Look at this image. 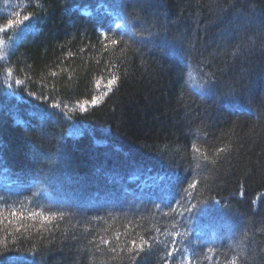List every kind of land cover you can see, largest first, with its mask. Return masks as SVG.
<instances>
[{"label":"trees","instance_id":"16d2710c","mask_svg":"<svg viewBox=\"0 0 264 264\" xmlns=\"http://www.w3.org/2000/svg\"><path fill=\"white\" fill-rule=\"evenodd\" d=\"M15 13L32 18L0 32V253L164 264L175 241L171 264H264V0H0V27ZM162 168L173 171L167 196L141 201L142 171ZM106 196L117 206H70ZM183 197L202 202L198 223L224 228L203 237L177 214ZM54 212L63 219L30 217ZM141 238L152 247L133 261L127 247Z\"/></svg>","mask_w":264,"mask_h":264},{"label":"snow or ice","instance_id":"6c2138e0","mask_svg":"<svg viewBox=\"0 0 264 264\" xmlns=\"http://www.w3.org/2000/svg\"><path fill=\"white\" fill-rule=\"evenodd\" d=\"M32 18V14L25 15L21 18L20 13H15L13 18L8 19L7 23L3 26L0 27V32H4L6 29H11L13 27L18 28V26L23 25L25 21L30 20ZM122 23L124 24L125 28H128L129 30L132 31L134 35L138 36H144L146 33L145 32H137L136 28L131 25V21L128 20L127 17H123ZM101 27L103 28L104 25L101 24ZM117 28L121 27V24H116ZM111 31V30H108ZM108 31L102 32V35L105 38H108ZM147 35H151V33H147ZM109 43L113 46H116L120 43L115 38L109 39ZM69 55H72V53H69ZM9 72H11V69H9ZM55 75V73H53ZM118 77L113 75L111 78L107 81V87L108 91L102 92L100 95H97L95 97H92L90 101L86 100L83 103H79V108L80 111L83 113L88 112L87 105L91 104L93 107L98 106L101 104V102L104 100L105 97L108 96L109 92L112 91V86L117 84ZM16 84H21L23 85L24 81L23 80H15ZM100 81H97V85L99 86ZM32 97L35 98V100L42 101L45 100L46 98L44 97L43 93H40L37 95L35 92L30 93ZM53 107L58 108L59 104L53 105ZM74 111V109H73ZM18 123H25L24 121L20 120ZM70 136L72 137H79L82 138L85 133L80 129V128H75L71 133H69ZM99 144V142H96ZM196 146L193 145V148ZM199 151V149H196ZM224 149H219L218 151H223ZM132 179L134 180H139L140 177L136 176L133 177ZM151 183L148 181H145L141 188H140V199L143 201L145 198H153V203H156L158 200H163L167 196V189L170 183L171 178L168 177L167 175H162V174H157L155 176L150 177ZM199 183L198 180L192 179L190 181H186V188H183V191L186 193L191 194L194 190L197 188V184ZM124 192H128V189H124ZM51 195V193H49ZM193 200H195V196L192 197ZM187 200V197L180 198L177 203L180 206V210L177 212V208H172L173 212H177L179 216H181L188 224H192L195 221V213L196 211L201 207L200 201H197L196 203H192L190 200L185 203ZM71 207H78L82 208L84 211L88 210H106L107 208H113L117 206V197L114 196H106L103 200H91V201H76ZM157 206H159L157 204ZM31 218H42L44 221H50V220H55L57 217L63 219V213L60 212H54V213H49L48 215H44L43 213H31L30 214ZM175 236H180L181 233L179 231L174 233ZM117 239H119V234H117ZM101 244L104 245H109L110 241L107 239H104L103 237L100 238ZM152 244L150 240L148 239H143L137 242V240L132 239L130 241V245L127 247V252L132 255L133 261L137 257L141 255V253L145 252L148 249H151ZM5 248H7V241H5ZM111 251L113 253H117L118 250L116 247H112ZM120 251H123V249H120ZM178 249L175 247V241L173 242V246L171 248H168L165 253L164 257V264H171V259L173 257V253L177 252ZM36 255H41L43 256V253H38ZM35 258V255L33 256ZM22 258L17 257L16 255H5L4 253H0V264H17L18 260ZM231 264H236V258L233 257Z\"/></svg>","mask_w":264,"mask_h":264},{"label":"bare ground","instance_id":"6f19581e","mask_svg":"<svg viewBox=\"0 0 264 264\" xmlns=\"http://www.w3.org/2000/svg\"><path fill=\"white\" fill-rule=\"evenodd\" d=\"M201 91H203V90H201ZM170 172H172L173 173V171H171L170 169H166V168H162V171L160 170V172H156V170L155 171H153V173H151V171H149V170H143L142 171V173H141V175H142V177H144L149 183H151V179H150V177H152V176H155V175H157V174H162V175H167L168 176V174L170 173ZM170 175V174H169ZM173 176V175H172ZM173 178H175V176H173ZM132 180V178H128V181H131ZM133 183V182H132ZM113 185H116V187H118L119 186V183L118 182H114L113 183ZM133 185H134V183H133ZM132 186V185H131ZM130 186V187H131ZM142 186V185H141ZM114 187V186H113ZM129 187V186H128ZM118 188H120V189H122V191L124 190L123 188H122V186L121 187H118ZM141 188V187H140ZM137 190V189H136ZM208 208V207H207ZM210 208V210H211V207H209ZM198 215H197V211H196V213H195V217H197ZM204 219L201 221V222H197L198 220H199V217H198V220H195L194 221V223H198L199 224V226L198 227H196V230H198V233H200L201 235H203V237L204 236H208V237H210V236H214L216 233H217V231H219V230H221V229H223L224 228V225H223V222H221V224H216V223H212L211 222V218H210V216H204L203 217ZM209 222H210V224H209ZM223 232V231H222Z\"/></svg>","mask_w":264,"mask_h":264},{"label":"rangeland","instance_id":"374dc122","mask_svg":"<svg viewBox=\"0 0 264 264\" xmlns=\"http://www.w3.org/2000/svg\"><path fill=\"white\" fill-rule=\"evenodd\" d=\"M41 124V123H40Z\"/></svg>","mask_w":264,"mask_h":264}]
</instances>
